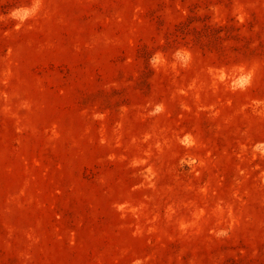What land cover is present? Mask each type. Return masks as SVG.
<instances>
[{"label": "rangeland", "instance_id": "rangeland-1", "mask_svg": "<svg viewBox=\"0 0 264 264\" xmlns=\"http://www.w3.org/2000/svg\"><path fill=\"white\" fill-rule=\"evenodd\" d=\"M0 264H264V0H0Z\"/></svg>", "mask_w": 264, "mask_h": 264}]
</instances>
